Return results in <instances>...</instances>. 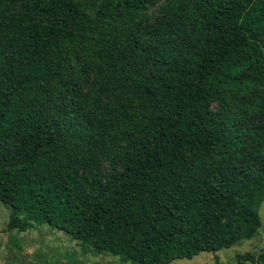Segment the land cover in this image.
<instances>
[{
    "label": "trees",
    "instance_id": "obj_1",
    "mask_svg": "<svg viewBox=\"0 0 264 264\" xmlns=\"http://www.w3.org/2000/svg\"><path fill=\"white\" fill-rule=\"evenodd\" d=\"M15 1L0 0L5 230L47 224L140 264L214 253L257 234L264 123L253 119L264 112V0H169L164 22L189 24L188 50L164 23L156 49L137 27L158 0H99L93 15L95 0H24L22 15L9 11ZM128 49L154 72L130 77L144 89L142 104L166 107L149 119L119 99L98 98L108 78L121 75ZM81 58L89 66H79ZM87 70L98 85L84 93L78 81ZM255 90L262 96L243 98ZM215 99L221 110L210 112ZM114 129L143 140L136 161H124L106 188L76 166L128 153L115 140L100 141ZM7 135L16 139L11 146ZM246 262L264 264V252L237 253L232 264Z\"/></svg>",
    "mask_w": 264,
    "mask_h": 264
},
{
    "label": "rangeland",
    "instance_id": "obj_2",
    "mask_svg": "<svg viewBox=\"0 0 264 264\" xmlns=\"http://www.w3.org/2000/svg\"><path fill=\"white\" fill-rule=\"evenodd\" d=\"M169 0H158L149 9L140 13L138 17L137 27L141 28L151 48L156 49L161 43L160 26L164 23L172 28V40L180 49H190L187 30L189 24L187 22L175 24L174 22L165 23L167 14V5ZM94 6L89 11L93 15L99 0L93 1ZM9 11L15 15H22L24 12V0H16L10 5ZM102 55V52L99 53ZM85 58H81L78 62L79 66L87 67ZM151 62L149 59H138L128 49L121 75L118 77H110L105 87L106 94L99 96V100L103 102L119 99L123 106L130 109H139L141 114L149 119L157 113L166 110L162 104H150L144 106L142 99L144 98V89L141 86H135L130 82V77L138 70L147 74L154 73L150 71ZM98 85V76L95 72L87 70L83 77L78 81V86L84 93L91 92ZM255 95L262 96L259 90L244 95L247 101L253 100ZM30 104L38 107V102L33 98L29 100ZM235 107L231 105V110ZM221 110V103L215 99L210 107V112H218ZM78 115L83 120L85 117L78 111ZM76 114V115H77ZM255 124L262 125L264 123V112H261L253 119ZM113 129V125H111ZM121 132L114 129L110 136L102 142L115 140L117 148L127 149L128 153L123 152L116 160H108L98 158L96 165L90 164L78 165V172L85 174L89 181L98 176L106 188H109L108 177L111 173H122L124 161L135 162L139 155L141 142L143 140L142 133H136L133 136L122 138L119 137ZM16 141L14 136H8L6 143L12 145ZM253 147L249 146L247 150ZM230 160L236 166H241L242 158L235 153L230 154ZM93 190L97 191V186L92 185ZM9 207L0 201V264H140L133 260H121L117 255H113L106 251H97L89 243L74 239L61 229L51 227L47 224H35L33 228L25 231L5 230L9 217ZM260 226L257 234L250 239H235L232 245L218 251L205 252L201 251L191 258H176L169 264H232L235 262V255L249 251L254 255L264 252V200L259 206ZM245 264H252L246 262Z\"/></svg>",
    "mask_w": 264,
    "mask_h": 264
}]
</instances>
